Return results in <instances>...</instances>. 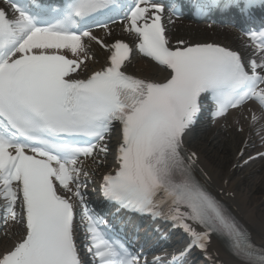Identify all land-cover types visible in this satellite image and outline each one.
I'll return each instance as SVG.
<instances>
[{"label":"snow or ice","instance_id":"1","mask_svg":"<svg viewBox=\"0 0 264 264\" xmlns=\"http://www.w3.org/2000/svg\"><path fill=\"white\" fill-rule=\"evenodd\" d=\"M5 2L9 9L0 8V227L8 236L11 226H19L20 234L0 250V264H149L142 250L109 235L107 222L88 207L82 191L90 176L86 162L103 163L99 155H107L105 140L114 127L120 134L118 167L103 175L99 190L117 214L170 220L183 229L190 242L180 258L193 248L207 254L210 235L217 234L245 264H264V249L256 248L194 176L199 156L185 145L209 100L213 121L250 103L260 114L249 109V123L254 127L264 120V29L242 33L256 50L246 64L238 52L214 43L179 41L181 46L171 47L162 22L166 8L156 0H133L126 8L118 0ZM260 4L264 7V0ZM214 6L219 5L206 0L198 11ZM255 6L256 0L226 4L244 13ZM116 10L125 11L123 28L135 34L139 53L167 71L163 80L127 74L129 45L120 39L105 44L88 30V21ZM168 12L171 22L174 9ZM86 41L110 55L107 66L85 77L91 59ZM80 228L90 260L80 255ZM151 264L166 261L156 256ZM167 264H179L177 255Z\"/></svg>","mask_w":264,"mask_h":264},{"label":"bare ground","instance_id":"2","mask_svg":"<svg viewBox=\"0 0 264 264\" xmlns=\"http://www.w3.org/2000/svg\"><path fill=\"white\" fill-rule=\"evenodd\" d=\"M192 24V23H191ZM184 21L175 25L176 33L174 40L197 39L205 40H230L232 35L225 30L213 29L209 33L202 25L187 26ZM105 54H100L101 61ZM132 71L144 74L149 77H164V72L146 61L135 60ZM91 68L97 65H90ZM243 134L235 133V126L232 121L223 127H212L201 135L189 137V145L199 155L201 167L212 177L214 181L225 189V192L232 194L235 208L242 218H246L253 231L254 238L264 245V163H255L239 171L245 174L242 181L233 176L236 170H230L234 164L236 151L243 140ZM249 174V175H248ZM226 182V183H225Z\"/></svg>","mask_w":264,"mask_h":264}]
</instances>
